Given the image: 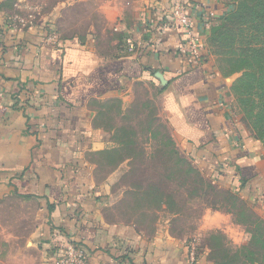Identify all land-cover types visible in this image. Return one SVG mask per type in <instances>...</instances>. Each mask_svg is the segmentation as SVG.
<instances>
[{"label":"crops","instance_id":"0c3cea01","mask_svg":"<svg viewBox=\"0 0 264 264\" xmlns=\"http://www.w3.org/2000/svg\"><path fill=\"white\" fill-rule=\"evenodd\" d=\"M74 3L18 29L8 24L16 15L13 0H0V199L14 195L38 204L44 221L29 242L41 247L42 264H51L57 237L79 242L88 264H189L185 240L166 225L145 235L105 216L113 175L97 179L94 155L111 137L110 127L95 123V104L119 98L127 105L136 83L159 87L186 154L208 176L253 199L264 215V153L240 133L226 79L210 58L189 66L177 52L183 27L163 25L182 5L196 17L207 48L212 25L230 6L225 0H99L82 29L64 30ZM51 29L56 43L47 41ZM205 263L199 254L196 264Z\"/></svg>","mask_w":264,"mask_h":264},{"label":"rangeland","instance_id":"374dc122","mask_svg":"<svg viewBox=\"0 0 264 264\" xmlns=\"http://www.w3.org/2000/svg\"><path fill=\"white\" fill-rule=\"evenodd\" d=\"M225 1L231 11L212 25L208 55L227 81L228 109L240 133L264 153L255 118L264 109V0ZM71 3L78 6L64 17V30L73 24L82 29L100 5L99 0H13L16 15L36 9V19L56 17ZM132 89L127 105L119 98L95 104L96 125L110 127V144L94 155L97 179L113 175L107 219L152 236L159 224L166 225L179 240L196 239L205 264H264V215L255 201L208 176L186 154L163 112L159 87L136 83ZM42 221L35 200L0 199V264H42L41 247L29 242Z\"/></svg>","mask_w":264,"mask_h":264},{"label":"built area","instance_id":"2783aa9c","mask_svg":"<svg viewBox=\"0 0 264 264\" xmlns=\"http://www.w3.org/2000/svg\"><path fill=\"white\" fill-rule=\"evenodd\" d=\"M26 15H15L9 18L8 24L13 28L22 29L29 27L36 21V15H40L36 9H30ZM37 12V13H35ZM196 17L189 14L182 5H177L171 11L169 19L163 22L164 26L172 27L180 24L184 29V39L178 44L177 52L186 59L189 66H202L209 59L207 48H205L196 30ZM205 26L209 21L204 19ZM47 35V41L56 43L59 41L57 31L51 29ZM128 51H133L135 45L130 42ZM187 247V258L189 264H196L199 259L198 241L190 239L185 241ZM51 264H88V254L85 248L76 240L57 237L53 242V256Z\"/></svg>","mask_w":264,"mask_h":264},{"label":"trees","instance_id":"16d2710c","mask_svg":"<svg viewBox=\"0 0 264 264\" xmlns=\"http://www.w3.org/2000/svg\"><path fill=\"white\" fill-rule=\"evenodd\" d=\"M231 11V10H230ZM229 10L225 13L227 14L228 12H230ZM242 16H238V18H240ZM241 85H236V89L237 91L240 89ZM260 88H264V82H262V84L260 85ZM244 93H249L248 90H244ZM245 102L247 103V105L252 106V109L254 107L253 104V99H251L250 97H247ZM255 118L257 120V122H259V126L257 125L258 130L260 131L259 136L264 138V109H260L258 112H256Z\"/></svg>","mask_w":264,"mask_h":264}]
</instances>
